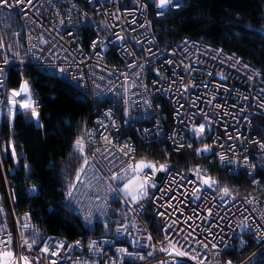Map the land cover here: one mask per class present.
I'll return each mask as SVG.
<instances>
[{"label": "built area", "instance_id": "2783aa9c", "mask_svg": "<svg viewBox=\"0 0 264 264\" xmlns=\"http://www.w3.org/2000/svg\"><path fill=\"white\" fill-rule=\"evenodd\" d=\"M179 8H160L158 0H10V6L0 5V240L11 235L9 250L16 257L27 255L32 264H253L264 253L263 196L234 194L203 165L184 169L138 152L140 145L159 144L174 152L194 145L198 156L228 175L255 182L264 172L261 72L198 38L161 41L151 12L161 17ZM27 68L69 83L88 102L78 137L85 150L76 151L60 199L78 222L74 238L47 232L27 211L15 208L9 176L18 167V154L1 128L18 113L41 125V97ZM11 69L19 84L29 81L38 118L19 107L11 114ZM201 124L205 132L198 136L194 129ZM125 145L134 151L125 154ZM205 145L208 151L198 153ZM221 155L227 159L221 161ZM141 160L168 168L152 176L155 187L147 196L133 201L120 184L132 175L128 166ZM82 166L81 182L69 197L68 186ZM144 171L151 175V169ZM203 178L218 183L209 187ZM23 240L35 243L29 250ZM170 241L180 251L195 249L199 260L176 256ZM46 245L49 251L43 252ZM234 245L250 248L237 259L225 258Z\"/></svg>", "mask_w": 264, "mask_h": 264}, {"label": "trees", "instance_id": "16d2710c", "mask_svg": "<svg viewBox=\"0 0 264 264\" xmlns=\"http://www.w3.org/2000/svg\"><path fill=\"white\" fill-rule=\"evenodd\" d=\"M182 5L161 17L151 12L161 41L184 36L201 39L255 65L264 78V0H183ZM27 73L41 97V125L18 113L10 124L3 122L1 128L3 137L14 141L18 154V167L9 176L15 208L27 211L33 223L47 232L74 238L78 222L64 210L60 199L75 166V143L88 102L61 79L34 68H27ZM8 84L11 88L19 84L14 69L9 71ZM138 152L184 169L203 165L234 194L245 195L254 190L264 197V172L259 173L255 183L242 174L228 175L214 161L198 156L194 145L179 152L159 144L140 145ZM249 248L250 245L244 249L234 245L226 249L224 257L237 259ZM253 264H264V253Z\"/></svg>", "mask_w": 264, "mask_h": 264}, {"label": "snow or ice", "instance_id": "6c2138e0", "mask_svg": "<svg viewBox=\"0 0 264 264\" xmlns=\"http://www.w3.org/2000/svg\"><path fill=\"white\" fill-rule=\"evenodd\" d=\"M18 3H23L25 0H17ZM28 4L32 3V0H26ZM172 4L174 7H182L183 5L179 2L173 3V0H158V7L165 8V6ZM0 5L4 6H10V0H0ZM161 14L158 12V15ZM97 42H93V47H96ZM3 44L0 42V47H2ZM4 63H8L7 60L4 61ZM63 71V69H61ZM3 70L0 69V87L3 86ZM187 87V86H185ZM20 98V99H18ZM2 103V101H0ZM7 103L9 105V109L12 115H15L17 110V105H19V109L23 110L25 112L30 111L32 117L39 116V112L36 107V103L33 100V93L31 91L30 83L27 79H24L20 84L18 90L13 89L10 93V96L8 97ZM196 135H201L205 132V125L201 124L198 128L194 129ZM75 147L77 150L83 154L84 153V141L82 138L77 139L75 143ZM125 148L127 149V152L125 154H128V152L134 151V149L128 148L127 145H125ZM209 146L205 145L204 149H197V152L202 151H208ZM13 154L14 149H13ZM221 161H224L227 159L226 156L221 155L220 157ZM88 165V159L84 158V166ZM84 166L81 167V169L78 170L77 175L75 177V181L70 184L68 196H72V190L76 187V182H81V175L84 171ZM128 168L132 172V176L130 179L125 182L124 187L122 191L125 193L126 196L130 197L133 201H138L142 199L143 197L148 195V188L149 187H155L154 184L151 183L152 176L155 175L157 171H167L168 165L166 163L159 164L157 166L156 163H153L152 161H138L134 165L130 164ZM145 169H151V175L147 174L144 170ZM197 175L199 176V170H197ZM113 179H123V177L120 176H114ZM202 183L204 185H207L209 187H212L218 183V181L213 180L211 178H203ZM33 191H35V188H33ZM222 192L225 196L230 194V189L225 186L222 189ZM163 215V214H162ZM175 223V222H173ZM172 225H169V228H171ZM247 227V225H245ZM0 231H3V229H0ZM151 239V237H149ZM187 239V237H185ZM196 243H201L200 241H195ZM35 241H32V243H29L27 240H23L22 247L27 246V248L30 250L33 246ZM170 246L172 248V251L175 252L176 256H189L191 254V259L193 260H199L198 254L195 252V249H191L190 251H180L177 249L175 244H172L171 241L169 242ZM0 244L4 245V249L0 250V264H32L31 259L27 255H21L19 257H16L14 253L9 250V246L11 245V235L8 234V237L6 240H0ZM215 246V245H214ZM204 247H207V245H204ZM166 250V249H165ZM43 252H48L49 248L46 245L43 249ZM57 252H52V255H57ZM53 264H56L55 261H53ZM199 264H204L202 260L199 261ZM226 264H232V262L229 260L226 262Z\"/></svg>", "mask_w": 264, "mask_h": 264}, {"label": "rangeland", "instance_id": "374dc122", "mask_svg": "<svg viewBox=\"0 0 264 264\" xmlns=\"http://www.w3.org/2000/svg\"><path fill=\"white\" fill-rule=\"evenodd\" d=\"M12 90H13V88L10 89V91H9V95H8V96H10V93H11ZM16 90H18V88H17ZM18 99H20V98H18ZM17 107H19V105H17ZM131 176H132V175H131ZM131 176L128 177V178H126V179H124V180L121 182V184H120V189H121V191H122V189H123V187H124L125 182H127V180L131 178ZM255 182H256V181H255ZM255 182H252V183H255ZM262 190H264V188H262ZM122 192H123V191H122ZM250 193L255 194L254 190H253L252 192H250ZM123 194L125 195L124 192H123ZM244 194H249V193H244ZM256 194H257V195H261V194H258V193H256ZM125 196H126V195H125ZM261 196H262V195H261ZM127 197H128V196H127Z\"/></svg>", "mask_w": 264, "mask_h": 264}]
</instances>
